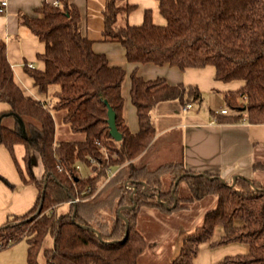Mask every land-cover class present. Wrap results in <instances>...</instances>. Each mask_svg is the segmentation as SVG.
<instances>
[{"label": "trees", "instance_id": "16d2710c", "mask_svg": "<svg viewBox=\"0 0 264 264\" xmlns=\"http://www.w3.org/2000/svg\"><path fill=\"white\" fill-rule=\"evenodd\" d=\"M157 1L164 24H155L150 9H145L142 22L132 25L127 16L134 4L105 0L101 40L119 44L130 63L180 70L212 65L216 80H242L238 90L226 95L233 111L226 119L264 123V0ZM33 11L20 13L18 20L44 42L38 54L44 67L25 69L49 101L25 95L14 82L6 44L0 39V102L9 107L0 113V144L10 152L23 183L35 185L38 194L25 213L9 216L0 225V249L25 239L26 264H42L40 253L43 264H138L146 246L137 227L142 208L167 213L215 195L216 206L183 237L179 253L168 264H193L203 242L247 246L246 253L226 255L216 264H264V185L243 176L227 183L218 176L186 171L179 161L155 167L134 161L154 137L151 109L163 101H198V87L169 84L163 77L145 79L133 69L128 95L137 128L131 130L122 93L127 72L93 49L94 40L82 31L78 8L58 0L42 2ZM107 106L115 112L120 140L109 133ZM54 114L83 137L57 139ZM6 119H12L13 126L2 124ZM17 145L23 147L21 160ZM77 165L91 172L83 174ZM164 175L171 178L168 186ZM182 183L187 196L178 194ZM63 203L68 209L58 213ZM216 226L223 231L211 241ZM48 237L52 243L45 246Z\"/></svg>", "mask_w": 264, "mask_h": 264}, {"label": "crops", "instance_id": "0c3cea01", "mask_svg": "<svg viewBox=\"0 0 264 264\" xmlns=\"http://www.w3.org/2000/svg\"><path fill=\"white\" fill-rule=\"evenodd\" d=\"M5 1V10L0 13V39L6 44V57L12 69L13 80L25 95L47 102L48 96L38 91L25 69L29 63L35 69L44 67L43 61L38 58V54L44 51V42L19 23L18 15H33V10L42 2L58 0ZM67 1L78 8L82 31L94 40L93 49L104 53L110 63L124 67L127 72L122 93L126 100L125 118L131 130L137 128L134 108L129 103L128 95L129 74L133 69L145 79L163 77L169 84L196 85L200 91V99L189 103L188 107L184 108L185 105L177 100H169L159 102L151 109L154 137L150 146L134 159L136 163L142 161L140 165L155 167L168 161H179L186 171L218 176L227 183H231L237 176H243L264 185V181L256 180V174L264 171V165L253 167L256 163L264 164V123H249L245 118L237 121L226 119L233 113L227 104L226 95L238 90L243 84L242 80H216L212 65L180 70L168 65L130 63L124 58L123 48L119 44L101 40V9L105 0ZM127 2L134 4L127 16L129 24H140L145 9H150L155 24H164L157 0ZM195 104L199 105L195 107ZM222 108H226L228 113L220 114L219 110ZM8 109L6 103L0 102V113ZM242 113L246 114V111ZM15 152L18 160H21L22 145H17ZM35 172L39 176L41 167ZM90 172L86 170L85 174ZM168 176L162 177L164 184L167 183ZM182 184L183 193L188 188L185 183ZM37 194L35 185L23 183L10 152L0 144V225L9 216L25 213L34 204ZM216 202L215 195H207L188 203V207L172 212H162L155 207L142 208L138 214L137 227L146 246L138 256V264H147L144 257H147L150 264H168L179 253L183 237L201 225L204 214L214 208ZM195 208H200V211L191 215ZM222 231L221 226H216L211 241L217 240ZM149 238L153 240L150 241ZM153 241L154 244L150 246L149 242ZM26 249L27 242L23 239L1 248L0 264L26 263ZM247 250V246L240 243L211 246L209 242H203L198 246L193 264H216L226 255L246 253Z\"/></svg>", "mask_w": 264, "mask_h": 264}, {"label": "rangeland", "instance_id": "374dc122", "mask_svg": "<svg viewBox=\"0 0 264 264\" xmlns=\"http://www.w3.org/2000/svg\"><path fill=\"white\" fill-rule=\"evenodd\" d=\"M199 104H195L194 106L195 107H197ZM57 114V113H56ZM56 114H54V116H55V126H56V138L57 139H81L82 137H83V135L82 134H79V133H73V132H71L70 130H69V127H68V125L67 124H65V123H63L61 120H59L58 118H57V115ZM61 114V113H60ZM2 124H4V125H7V126H13V120L12 119H6V120H4L3 122H2ZM140 163H142V161H139L138 162V164H140ZM40 169V165H37L36 167H35V170H39ZM86 170L87 169H84V171H82V173L83 174H85L86 173ZM263 176V177H262ZM256 180L257 181H264V171H261V172H258L257 174H256ZM170 181H171V178H170V176H168V181H167V183H166V185L168 186L169 184H170ZM260 185H263L262 183H260V182H258ZM182 186H183V184H180V186H179V192H178V194H179V196H183V195H188V190L187 189H185L186 191V193L183 191V193H182ZM143 191L144 192H146V193H149L150 192V189H149V187L144 183V188H143ZM187 207H188V204H187ZM68 209V204L67 203H63V204H61V205H59L58 207H57V209H56V211L58 212V213H63V212H65L66 210ZM200 211V208H195L190 214L191 215H193L194 213H197V212H199ZM182 222V221H181ZM177 224H178V221H177ZM184 229H186V228H184ZM188 231V230H187ZM194 231V230H193ZM190 233H187L186 235H189ZM24 241H25V239H23ZM149 240L150 241H152L153 240V238H149ZM51 239L48 237V238H46L45 240H44V245L45 246H50L51 245ZM149 244H150V246H152L151 244H154V241L153 242H149ZM149 246V247H150ZM38 260H39V262L40 263H44L45 262V259H44V257H43V255L40 253L39 254V256H38ZM144 260L146 261V263L147 264H150L149 263V260L147 259V257L145 258L144 257ZM23 262V264H26L25 263V261H22ZM22 262H21V264H22Z\"/></svg>", "mask_w": 264, "mask_h": 264}, {"label": "water", "instance_id": "95a60500", "mask_svg": "<svg viewBox=\"0 0 264 264\" xmlns=\"http://www.w3.org/2000/svg\"><path fill=\"white\" fill-rule=\"evenodd\" d=\"M107 123L109 126V133L112 136L113 139L115 140H120L121 139V133L118 131L116 124H115V112L114 110L110 107L107 106ZM224 181L223 179H221ZM178 180L175 181V183ZM144 185V183H143Z\"/></svg>", "mask_w": 264, "mask_h": 264}, {"label": "built area", "instance_id": "2783aa9c", "mask_svg": "<svg viewBox=\"0 0 264 264\" xmlns=\"http://www.w3.org/2000/svg\"><path fill=\"white\" fill-rule=\"evenodd\" d=\"M54 3L57 4V1H55ZM5 6H6V1H5V0H0V13L3 12V11L5 10ZM27 66H28L29 68H33V65H32L31 63L27 64ZM188 106H190V104H186V105L184 106V108H185V107H188ZM242 108H243V109H242V112H245V111H246V106L244 105ZM219 113H220V114H226V113H228V110H227L226 108H222V109L219 110ZM212 122H213V121H212ZM90 161H92V160H90ZM76 167H77V169H80V168H81L80 165H77ZM126 183L128 184V182H126ZM134 191H135V188H134V186H133V192H134ZM133 192H132V193H133ZM75 201H76L75 199H72V200H71V202H75Z\"/></svg>", "mask_w": 264, "mask_h": 264}]
</instances>
